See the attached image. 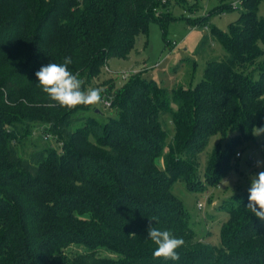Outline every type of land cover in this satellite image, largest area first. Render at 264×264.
<instances>
[{"label": "trees", "instance_id": "1", "mask_svg": "<svg viewBox=\"0 0 264 264\" xmlns=\"http://www.w3.org/2000/svg\"><path fill=\"white\" fill-rule=\"evenodd\" d=\"M168 1L0 0V264H264V222L247 209L249 188L222 199L218 245L196 236L172 192L175 181L217 184L237 145L264 126L260 0H241L227 31L209 14L186 17L209 28L196 46L201 79L168 88L132 73L106 88L108 116L59 106L35 76L71 57L86 89L110 58L129 57L150 21L165 30ZM183 59L192 73L195 59ZM34 123L45 143L26 152ZM215 135L226 140L209 149ZM150 225L184 240L178 261L153 258Z\"/></svg>", "mask_w": 264, "mask_h": 264}, {"label": "rangeland", "instance_id": "2", "mask_svg": "<svg viewBox=\"0 0 264 264\" xmlns=\"http://www.w3.org/2000/svg\"><path fill=\"white\" fill-rule=\"evenodd\" d=\"M236 1L235 7H230L221 12L212 11L220 4H228ZM239 0H171L167 2L168 15L174 17L165 28L157 21H150L145 33H139L135 46L129 53L128 58H110L101 68L96 77L92 78L87 88H100L102 100L97 105L88 106L92 114L94 107L103 111L105 116L112 114L106 100V88L110 82L116 86H122L128 80L130 74L143 73L147 78H153L157 83L172 88L178 83L195 85L202 76L204 58L196 54V46L200 39L209 33L206 25L193 26L186 17H200L209 14L210 25H215L224 31L229 29L232 22L239 16L242 5ZM238 2V3H237ZM257 16L264 17V0L258 4ZM166 39L168 40L166 42ZM214 52H220L221 47L217 42L212 44ZM185 57L195 59L192 73L188 71L189 66ZM86 88V89H87ZM46 111V109H43ZM100 119L106 118L103 115ZM43 125L34 123V135L25 141L24 150L30 151L34 148L33 143L42 146L45 139L38 137ZM260 127V126H257ZM172 132L171 127L169 132ZM218 140L224 142L226 139L218 135L212 136L209 149ZM239 156L232 158V165L226 177L213 186H198L188 189L182 182L175 181L172 192L177 196L190 215L194 224L196 236L202 241L218 245L220 242L219 230L221 221L226 217V211L219 208L223 198L250 187V175L258 173L264 168H257L256 161L264 160V134L253 136L249 140H242L236 147ZM156 164L163 167L162 157L156 158ZM226 181L227 183H224ZM204 183V181H203ZM206 184V182L204 183ZM198 202L202 207H198ZM76 249V247H72Z\"/></svg>", "mask_w": 264, "mask_h": 264}, {"label": "clouds", "instance_id": "3", "mask_svg": "<svg viewBox=\"0 0 264 264\" xmlns=\"http://www.w3.org/2000/svg\"><path fill=\"white\" fill-rule=\"evenodd\" d=\"M72 64L71 57H65L63 63L50 62L42 66L35 76L42 91L61 107L74 109L77 106H92L101 102L100 88L83 87V80L79 78V73L69 70ZM264 134V126L252 128L253 136ZM257 168H264V160L256 161ZM250 187L248 189L247 209L264 222V170L251 174ZM224 183H227L224 181ZM148 237L157 246L153 251V258H163L165 260L178 261L180 255L177 249L183 247L184 240L176 238L168 230H160L157 227L149 226L147 229ZM135 236V234H130Z\"/></svg>", "mask_w": 264, "mask_h": 264}, {"label": "built area", "instance_id": "4", "mask_svg": "<svg viewBox=\"0 0 264 264\" xmlns=\"http://www.w3.org/2000/svg\"><path fill=\"white\" fill-rule=\"evenodd\" d=\"M238 2H241V0H239ZM238 2H237V3H238ZM232 5L235 6V5H236V1L232 2ZM104 102L106 103V105L109 106V104H110V100H109L108 98H106V100H104ZM236 155L239 156V152H236ZM198 207H199V208L202 207V205H201L200 202H198Z\"/></svg>", "mask_w": 264, "mask_h": 264}]
</instances>
